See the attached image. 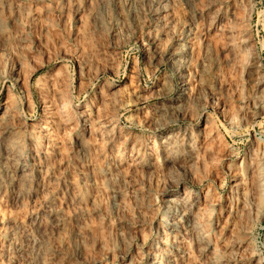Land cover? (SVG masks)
<instances>
[{
	"label": "rangeland",
	"instance_id": "1",
	"mask_svg": "<svg viewBox=\"0 0 264 264\" xmlns=\"http://www.w3.org/2000/svg\"><path fill=\"white\" fill-rule=\"evenodd\" d=\"M262 82L264 0H0V264H264Z\"/></svg>",
	"mask_w": 264,
	"mask_h": 264
},
{
	"label": "bare ground",
	"instance_id": "2",
	"mask_svg": "<svg viewBox=\"0 0 264 264\" xmlns=\"http://www.w3.org/2000/svg\"><path fill=\"white\" fill-rule=\"evenodd\" d=\"M187 40H188V39H187ZM187 40H186V41H187ZM183 45H184V44H183ZM186 76H187L186 74H184L183 72L180 71V74L178 75L177 78H178V79H181V83L183 84V83H185ZM184 86H185V84H183L181 87L183 88ZM261 87L263 88L262 93L264 94V82L261 83ZM182 91H183V90H182ZM182 94H183V93L180 92L179 95L181 96ZM263 110H264V108H263ZM171 201H173V200L170 199L169 202H171ZM175 203H176V202H175ZM177 203H178V202H177Z\"/></svg>",
	"mask_w": 264,
	"mask_h": 264
}]
</instances>
